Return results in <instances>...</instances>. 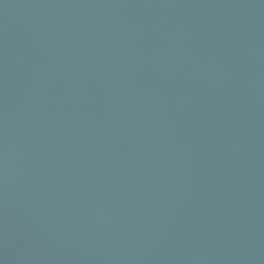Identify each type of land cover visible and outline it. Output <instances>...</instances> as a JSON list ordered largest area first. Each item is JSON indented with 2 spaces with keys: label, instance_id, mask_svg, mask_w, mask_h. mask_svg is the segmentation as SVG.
I'll use <instances>...</instances> for the list:
<instances>
[{
  "label": "water",
  "instance_id": "95a60500",
  "mask_svg": "<svg viewBox=\"0 0 264 264\" xmlns=\"http://www.w3.org/2000/svg\"><path fill=\"white\" fill-rule=\"evenodd\" d=\"M0 264H264V0H0Z\"/></svg>",
  "mask_w": 264,
  "mask_h": 264
}]
</instances>
